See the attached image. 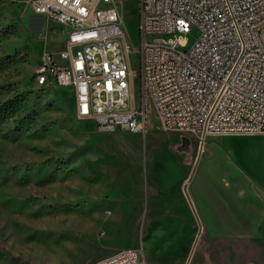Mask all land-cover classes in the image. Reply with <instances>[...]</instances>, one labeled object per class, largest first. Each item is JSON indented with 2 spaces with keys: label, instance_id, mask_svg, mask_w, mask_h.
Returning <instances> with one entry per match:
<instances>
[{
  "label": "rangeland",
  "instance_id": "rangeland-1",
  "mask_svg": "<svg viewBox=\"0 0 264 264\" xmlns=\"http://www.w3.org/2000/svg\"><path fill=\"white\" fill-rule=\"evenodd\" d=\"M114 1L136 71L138 0ZM66 31L33 13L28 0H0V264H90L123 248H138L147 264H173L166 260L171 230L186 243L177 247L186 250L181 264H264V224L255 221L262 218L249 224L243 215V229L201 224L209 214L192 204L217 193L234 199L258 192L200 171V144L218 138L163 130L150 109L142 130L102 131L75 115L71 88L37 84L42 54L60 50ZM198 34L196 26L176 32L186 41L180 49ZM173 36L146 32L144 42ZM133 95L138 99L136 75ZM153 224L161 228L149 232ZM255 231L261 245L237 239Z\"/></svg>",
  "mask_w": 264,
  "mask_h": 264
},
{
  "label": "built area",
  "instance_id": "built-area-1",
  "mask_svg": "<svg viewBox=\"0 0 264 264\" xmlns=\"http://www.w3.org/2000/svg\"><path fill=\"white\" fill-rule=\"evenodd\" d=\"M28 4L67 29L61 49L41 56L33 72L37 84L71 88L75 115L92 119L99 130H142L150 109L163 130L202 138L264 133V0H138L136 71L114 0ZM192 26L199 30L196 40L180 49L186 41L175 33ZM146 32L174 36L146 43ZM90 264L146 262L138 248H123Z\"/></svg>",
  "mask_w": 264,
  "mask_h": 264
},
{
  "label": "crops",
  "instance_id": "crops-1",
  "mask_svg": "<svg viewBox=\"0 0 264 264\" xmlns=\"http://www.w3.org/2000/svg\"><path fill=\"white\" fill-rule=\"evenodd\" d=\"M214 138H218V142L211 143L212 141L210 140L207 144L206 142L200 144V149L203 151V157L198 166L200 171L210 174L212 170L218 175L217 177L226 182L228 181L227 178L232 177L239 182L245 183V186L250 190H258V192L241 191L234 199H229L226 195L220 193L213 195L212 199L210 196L197 198L196 202H192L196 212L209 214L208 219L206 221L199 220L200 223H228L243 229L241 224H245V218L248 217L249 224H253V221L260 217V219H263L262 222L259 220L255 221L258 224H264V133L222 134L216 135ZM202 176L205 175L202 174ZM256 203H260L262 208H258ZM232 204L237 209L232 210L230 207ZM209 218L212 220H209ZM158 228L160 227L153 224L149 232ZM174 234V231L171 230L169 238H166L167 240L170 239L173 245L166 255V260L173 264H181L186 250L184 251L183 248L177 249V247L186 246V243L178 234ZM236 236L237 239L245 240L248 244H262L257 239V231L242 235L237 234ZM145 239L147 240L146 249H148L149 237L147 236ZM175 246L176 249H174ZM179 251L181 253H178Z\"/></svg>",
  "mask_w": 264,
  "mask_h": 264
},
{
  "label": "bare ground",
  "instance_id": "bare-ground-1",
  "mask_svg": "<svg viewBox=\"0 0 264 264\" xmlns=\"http://www.w3.org/2000/svg\"><path fill=\"white\" fill-rule=\"evenodd\" d=\"M8 2H13V1H8ZM9 7H10V5L9 4H5L4 6H3V8H2V13L3 14H5L6 12H7V10L9 9ZM2 14V15H3ZM50 21V20H49ZM53 22V21H52ZM55 23V22H54ZM56 24H58V23H56ZM62 44V43H61ZM43 55V54H42ZM126 130H128L127 128H125ZM104 131H106V130H104ZM128 131H130V130H128ZM134 132H137V131H134ZM89 145V144H88ZM97 153V152H96ZM98 154V153H97ZM101 155V154H100ZM161 228V227H160ZM159 229V228H158ZM157 230V229H156ZM156 232V231H155ZM154 236V235H153ZM151 237L152 236H150L149 237V244H148V248H150V245H151ZM171 237V236H170ZM154 239V238H153ZM164 240V239H163ZM163 240H162V242H163ZM161 242V244H163ZM154 243V242H153ZM158 246V245H157ZM156 253V252H155ZM163 253V252H162ZM161 254V253H160ZM153 255H154V252H150V254H149V258L153 261V259H154V257H153ZM155 257H156V254H155ZM153 258V259H152ZM157 260V259H156ZM146 262V261H145Z\"/></svg>",
  "mask_w": 264,
  "mask_h": 264
}]
</instances>
